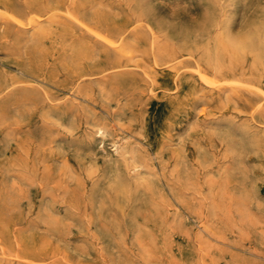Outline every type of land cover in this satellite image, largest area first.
Listing matches in <instances>:
<instances>
[{"label":"rangeland","instance_id":"obj_1","mask_svg":"<svg viewBox=\"0 0 264 264\" xmlns=\"http://www.w3.org/2000/svg\"><path fill=\"white\" fill-rule=\"evenodd\" d=\"M263 91L264 0H0V264H264Z\"/></svg>","mask_w":264,"mask_h":264},{"label":"bare ground","instance_id":"obj_2","mask_svg":"<svg viewBox=\"0 0 264 264\" xmlns=\"http://www.w3.org/2000/svg\"><path fill=\"white\" fill-rule=\"evenodd\" d=\"M48 14H49V13H48ZM262 90H263V89H262ZM263 92H264V91H263ZM99 133H100V132H99ZM238 141H239V140H238ZM240 143H241V142H240ZM242 147H243V146H242ZM242 147H241V148H242ZM239 148H240V147H239ZM111 183H112V182H111ZM129 194H130V193H129ZM119 208H120V207H119ZM121 209H122V208H121Z\"/></svg>","mask_w":264,"mask_h":264}]
</instances>
